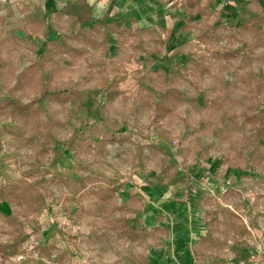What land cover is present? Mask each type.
Masks as SVG:
<instances>
[{
	"label": "rangeland",
	"instance_id": "rangeland-1",
	"mask_svg": "<svg viewBox=\"0 0 264 264\" xmlns=\"http://www.w3.org/2000/svg\"><path fill=\"white\" fill-rule=\"evenodd\" d=\"M146 2L0 0V264L264 254V0Z\"/></svg>",
	"mask_w": 264,
	"mask_h": 264
},
{
	"label": "crops",
	"instance_id": "crops-1",
	"mask_svg": "<svg viewBox=\"0 0 264 264\" xmlns=\"http://www.w3.org/2000/svg\"><path fill=\"white\" fill-rule=\"evenodd\" d=\"M23 1H28L29 3H33L36 0H23ZM80 0H45V5L52 7V8H57L60 12H62L66 16H75L78 20V17L75 13H66L63 10L68 7L69 5H79ZM84 1L89 7H90V13H89V18L84 21L79 23L85 24L88 23L89 25L93 22L96 21V18L98 15L103 11L108 8L109 3H114L115 7L120 6L124 4L126 0H82ZM157 0H148V2H156ZM146 2V3H148ZM27 3V2H26ZM186 3L188 4L189 7H192V0H186ZM149 6V5H147ZM186 239L183 245L185 246H190L192 247V254L191 256L188 255L187 260H182L175 262V264H199L196 258L194 257L193 253V248L200 238L204 237L206 235V230L202 229V227H197L195 225H192V230H188L186 233ZM264 242V241H262ZM262 256H258L252 264H264V254H261ZM260 260V261H258Z\"/></svg>",
	"mask_w": 264,
	"mask_h": 264
},
{
	"label": "trees",
	"instance_id": "trees-1",
	"mask_svg": "<svg viewBox=\"0 0 264 264\" xmlns=\"http://www.w3.org/2000/svg\"><path fill=\"white\" fill-rule=\"evenodd\" d=\"M63 11L66 13H75L78 17V20L80 22H84L89 18L90 7L84 1L80 0L79 5H69ZM12 107L13 109H16L22 113L25 109V106L16 102L13 103ZM10 187L11 186H9L8 188H6L5 186H0V195L4 197L8 193H12V189Z\"/></svg>",
	"mask_w": 264,
	"mask_h": 264
},
{
	"label": "built area",
	"instance_id": "built-area-1",
	"mask_svg": "<svg viewBox=\"0 0 264 264\" xmlns=\"http://www.w3.org/2000/svg\"><path fill=\"white\" fill-rule=\"evenodd\" d=\"M258 261H260V260H258Z\"/></svg>",
	"mask_w": 264,
	"mask_h": 264
}]
</instances>
